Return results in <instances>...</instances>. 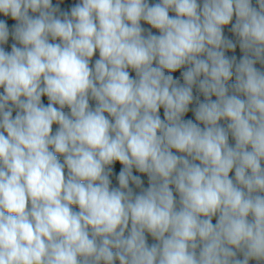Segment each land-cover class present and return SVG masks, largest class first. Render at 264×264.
Returning a JSON list of instances; mask_svg holds the SVG:
<instances>
[{
    "label": "clouds",
    "instance_id": "obj_1",
    "mask_svg": "<svg viewBox=\"0 0 264 264\" xmlns=\"http://www.w3.org/2000/svg\"><path fill=\"white\" fill-rule=\"evenodd\" d=\"M65 2L0 0V264H264V0Z\"/></svg>",
    "mask_w": 264,
    "mask_h": 264
},
{
    "label": "trees",
    "instance_id": "obj_2",
    "mask_svg": "<svg viewBox=\"0 0 264 264\" xmlns=\"http://www.w3.org/2000/svg\"><path fill=\"white\" fill-rule=\"evenodd\" d=\"M57 2H58V0H53V3H54V4H56ZM78 2H79V0H66V2H65L64 4L61 5V8H62V10H68V11H70V6H71V5H74L75 3H78ZM149 2H150V4H154V3L159 2V0H149ZM253 5L255 6V0H253ZM171 14H172V13H170V15H171ZM0 19H5V18H4L2 15H0ZM8 23H9V25L11 26V24H13L14 21H11V19L9 18V19H8ZM142 27H144L145 29H149V28H150V26L147 25V24L144 23V22H142ZM152 31H153L154 34H159V33H158L156 30H154V29H152ZM225 34H226L227 36L231 37V33L228 32L227 29L225 30ZM11 43H12V41H11V39H10L9 44L5 46V48H6L7 51H10V50H11V47H10V46H11ZM226 54H227L228 56L236 55V56H237V59H239V58L243 55V54L240 52L238 46H237V50H236L235 53L228 52V53H226ZM98 58H99V57H98V53H97L96 56L93 57V63H94L95 59H98ZM256 67L259 68V69H261L262 71H264V65L257 64ZM132 75L134 76L135 73L133 72ZM173 76H174V77H180V71H178V72H176V73H173ZM234 82H235V78L233 77V79H232V81H230V83H234ZM181 83H183L182 78H181ZM193 91H194V96H199L200 100L203 101L204 97L202 96V94H200V93L197 91V89H195V88H194ZM213 99H215V97H213ZM43 100H44V103L46 104V103H47V99H46V97L43 98ZM90 104L94 107V106H95V101H90ZM194 107H195V101H194V103H193L192 105H190V111H189V113L186 114L185 119H192V120L195 122L194 112L192 111V109H194ZM65 111H67V109H65ZM160 114H161V118H163V109H161V113H160ZM13 115H15V112L13 113ZM221 123H224V122L222 121ZM56 127H57V126H55V125L53 126V131L56 130ZM229 143H230V144H234V141L232 140L231 137H229ZM60 160H61V162H63V157H62V156L60 157ZM119 167H120L119 165L116 166V171H117V172L119 171ZM65 172H67L66 169H65ZM134 174L141 175V178L144 180V187H147V186H148V182H147V177H146V175H142V174H139V173H134ZM230 175H234V172H233L232 174H230ZM112 180H113V185L116 186V185H117V181H116V179H115V176L112 177ZM136 191L138 192L139 189H136ZM77 210H78V209H77ZM215 222H216V221H215V218H214V219H213V223H215ZM155 242H156V241H154L150 236L148 237V243H149L150 245H151L152 243H155ZM240 258H242V257H240ZM117 264H118V262H117ZM250 264H254V262H250Z\"/></svg>",
    "mask_w": 264,
    "mask_h": 264
}]
</instances>
